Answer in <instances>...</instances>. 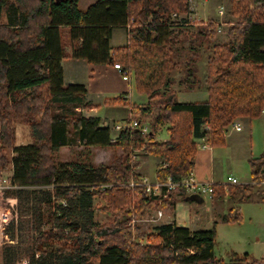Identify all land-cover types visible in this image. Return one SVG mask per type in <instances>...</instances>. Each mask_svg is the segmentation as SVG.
I'll use <instances>...</instances> for the list:
<instances>
[{
    "label": "trees",
    "instance_id": "trees-1",
    "mask_svg": "<svg viewBox=\"0 0 264 264\" xmlns=\"http://www.w3.org/2000/svg\"><path fill=\"white\" fill-rule=\"evenodd\" d=\"M228 1L230 16L237 21L227 23L228 41L213 46L203 81L198 54L177 48L183 41L178 30L184 29L179 27L187 21L181 26L171 18L173 13L187 14L189 0H95L85 8L81 0H0V171L12 165L19 189L7 195L18 199L22 219L4 228L11 243L2 247V264H225L215 256L217 222L197 231L171 222L149 234L140 222H132L174 206L177 193L187 194L174 192L162 203L149 196L139 186L143 176L136 153L161 160L156 180H180L192 172L202 139L223 147L235 120L253 121L264 114V0ZM195 25V42L217 39L215 20ZM117 28L127 31V41L113 48ZM66 59L121 64L148 103L121 96L103 105L129 108L127 121L158 109L147 140L138 131L114 135V128L103 126L100 118L86 116L85 110L101 106L87 101L84 85H65ZM178 71L183 74L179 86L191 91L205 85L207 101H178L173 76ZM56 104H74L77 110L56 112ZM19 121L30 126L29 145H14ZM165 124L169 139L157 142ZM73 146L81 148L77 160L53 159L62 148ZM96 148L112 150L107 164L90 160ZM4 149L12 151L11 160L2 154ZM250 163L252 182L226 187L215 183L212 199L222 200L228 193V199L241 204L257 197L264 203V156ZM96 200L112 215L109 222H96ZM220 221L240 222V206ZM23 229L32 234L28 245L19 239ZM233 258L236 264L251 259L248 254ZM252 260L264 264V259Z\"/></svg>",
    "mask_w": 264,
    "mask_h": 264
},
{
    "label": "rangeland",
    "instance_id": "rangeland-1",
    "mask_svg": "<svg viewBox=\"0 0 264 264\" xmlns=\"http://www.w3.org/2000/svg\"><path fill=\"white\" fill-rule=\"evenodd\" d=\"M94 0H81V7L85 8L88 5H90ZM199 2H203L204 5H199L200 10L198 9V6H196ZM230 4L228 0H189V10L187 14H180V13H173L178 14L180 19L182 18H188L190 15L196 17L197 19L203 20L204 22H207L208 20H215L218 25L221 24L220 28L218 27L217 30V39L213 42H195L196 33H197V26H189L184 25V30H178L182 32L181 41L179 44H177V48H184L186 51V54H190V56H193L194 53H197L196 55L197 59V67L199 68V76L204 81V77L206 75L207 71V61L209 56L212 54V48L215 44H223L228 41L227 39V23L232 22L235 23L237 21V17L230 16ZM222 11L223 15H219V12ZM203 13L205 15H203ZM173 14L171 16L173 20ZM179 19V20H180ZM197 21V23H199ZM196 23V24H197ZM220 29V32H219ZM185 32V33H184ZM202 43V44H201ZM119 41L114 42V45H118ZM191 48H194L195 52L191 50ZM173 76L177 80V84L174 86V89L177 93V99L179 102L183 103H193V102H202L206 101L208 99V93L207 89L203 87L196 88L195 90H183L179 84L178 81L182 78L183 74H181L179 71L173 73ZM130 94L129 98L131 99L132 103L135 104H147L148 103V96L145 94H141L137 92L135 89L133 81L131 82V88H130ZM113 97V96H110ZM118 97V96H116ZM114 98V97H113ZM93 102H99L98 100H94ZM65 108V109H63ZM116 109L117 115L115 114ZM128 109L124 106L117 107H109V106H101L100 109H98L95 113H91V110H85L84 114L86 116H96V117H102L103 122L105 125L110 126L114 128L116 124L125 125L127 124V118H128ZM54 110L56 112H64V113H72L77 110L76 105L74 104H65L63 107H60L59 105L54 106ZM121 113L125 119H123L121 116ZM114 115L115 119L113 117L110 118V116ZM159 115V110H155L154 114L148 115L143 117L142 119H139L143 121V123L149 124L150 128L154 124V121L156 117ZM105 116V117H104ZM123 119V120H122ZM131 119H135L132 118ZM135 119V120H137ZM240 119L235 120V122H240ZM241 123V122H240ZM169 127V124H167ZM243 125V124H242ZM16 146H26L33 142L31 138V131L30 126L26 125L22 121H19L16 125ZM165 126V125H164ZM231 127V126H230ZM229 127V128H230ZM167 128V127H166ZM166 128H163L161 130V135L163 136V139H169L168 133ZM233 130V129H232ZM251 130V150H253V153L256 157H261L264 154V117H260L257 120H254L249 128ZM245 129V132L249 131ZM233 133V132H232ZM118 133L114 130V135H117ZM239 137L237 136H231L226 140V146H228V150L221 156L218 157V160L216 162V175L217 180L220 181L223 179L222 184H227L228 177H234L236 178L240 183H248L251 179V163L248 159L249 157V151L247 154H243V148L242 145L238 142ZM157 142H161L156 139ZM1 146V145H0ZM216 150V149H215ZM81 148L79 146H73V147H66L62 148L56 154L53 156V159H55L57 162H67V161H75L79 158ZM123 150H118L117 153H122ZM2 154L6 156L9 160L13 157V153L9 149H4ZM112 156V150H105V149H93L92 150V156L90 160L96 164V165H103L107 164L109 162V159ZM136 160H139L141 162V166L139 168V172L143 173V175L148 177L149 179H155L156 178V171L158 170V166L161 165V160H158L157 158L153 156H147L145 154L136 153ZM10 174L13 173L12 165L8 164L3 170L0 171V174ZM210 181V180H209ZM213 183H216L212 180ZM205 205L203 206H197V208H201V214L203 216L204 220H207L205 222V225L200 227L201 229H210L214 225V221L212 218L213 215V209L211 208V202L210 197L205 196ZM236 204L238 206H241V221L236 223H223L219 222L216 225V247H215V256L218 260H222L225 264H236L235 258H233L234 255L238 256V259L243 258L244 255L248 254L251 259L248 261H245L244 263L240 264H252V259H264V203L260 201V199L257 197L254 202H247L246 204H239V202L236 200V202H233L229 204V206L221 205L219 210L221 212H227V209H231ZM95 220L96 222L100 224H104L109 222L110 219H112L111 214H106L101 207L104 205L102 202H99L96 200L95 202ZM4 205L0 201V208H3ZM228 207V208H227ZM18 213L19 207H18ZM153 216H157V211H154ZM156 214V215H155ZM150 216V215H149ZM148 216V217H149ZM147 217V218H148ZM146 218V219H147ZM144 219L143 221H136V223H139L142 226V229L144 232H147L148 234L151 233L152 229H154L156 226H159L160 224L163 225L162 221H159L158 223H152L147 222ZM18 221H22L19 214ZM23 221H25L23 219ZM31 235L27 229H23V231L19 232V239L22 242H25V245H28ZM9 243H11L8 240ZM6 241V243H8ZM13 243V242H12ZM17 244V242H14ZM2 247H0V264H2ZM18 264H28L26 260L18 263ZM239 264V263H237Z\"/></svg>",
    "mask_w": 264,
    "mask_h": 264
},
{
    "label": "crops",
    "instance_id": "crops-1",
    "mask_svg": "<svg viewBox=\"0 0 264 264\" xmlns=\"http://www.w3.org/2000/svg\"><path fill=\"white\" fill-rule=\"evenodd\" d=\"M196 4L199 10H200L199 5H202V4L204 5L203 2H199V4L198 3ZM220 12H219V15H221ZM203 15L205 14L203 13ZM117 41H119V44L114 45V42H117ZM126 41H127V31L124 28L114 29L113 34H112V39H111V46L113 48H120L126 45ZM67 51L71 53L70 46L67 47ZM62 67L64 71L65 85H74V84L84 85L88 91L87 96H86L87 101H89L90 103L94 105L105 106L103 104L106 99H115L121 96H125L129 98V94H130L129 92L131 91L130 90L131 82L128 83V82L123 81L122 75L117 70H115L112 65H93V64H88L87 62L81 61V60L66 59V60H63ZM202 87L205 89V85H203ZM110 96H113L114 98ZM95 99L98 100L99 102H93ZM202 102H205V101H202ZM100 108L101 107H98L96 109L91 110L90 112L95 113ZM117 111L118 109H116V112H115L116 115L118 114ZM89 117H96V116H89ZM111 117L115 119L114 115L110 116V118ZM121 117L125 119L123 115ZM261 117H264V114ZM98 118L102 120L103 126H107L104 124L102 117H98ZM239 121L241 122V125L243 124L242 130L236 131L230 127L226 131L225 138L227 140L230 137V135L239 137L238 142L242 145L243 154H247L248 153L247 148L248 149L250 148L248 159L257 160L260 157H256L253 153V150H251V138L252 137H251V130H249L254 120L251 121L249 119H240ZM166 127H168L167 124H165L163 128H166ZM245 129L249 131L245 132ZM161 133H162L161 131L157 133L156 139L161 142H167L168 139H163V136L161 135ZM168 136H169V133H168ZM227 147L228 146L226 145L223 147H212L209 144H207L205 148L203 147L198 148V144H197V154H196L192 174L200 181H205V180L212 181L213 180L216 183L222 182L223 179L220 181L217 180L216 162L218 160V157H221L228 150ZM262 156H264V154ZM251 171L253 172L252 169ZM141 174L143 177H146V175L144 176L143 173ZM151 180L155 181L156 178L151 179ZM252 180H253V174L251 173L250 181L245 184H249L250 182H252ZM192 196H195V195H191V194L184 195L183 193L182 194L177 193L176 195L177 201L175 205L162 209L161 210L162 217L159 221H162L163 224L175 222V224L178 227L188 228L192 231L200 230L201 229L200 227L204 226L207 220L203 219V216L201 214V208L200 207L197 208V206L205 205L206 203L204 199L206 197L196 195V200L190 201L189 198ZM224 196L225 197L222 200L218 199L216 196L213 199L212 197H210L211 199L210 206L213 209L212 218H213L214 223L217 222V224L221 222L220 217L227 214V212H221V210H219L220 206L221 205L229 206V204L236 202V200L228 199V193H226ZM238 202L239 204H241L240 201ZM242 204H246V203H242ZM237 206L238 204H236L234 207H237ZM240 208L242 207L240 206ZM227 211L229 210L227 209ZM4 244H6V238L4 236L3 230L0 229V247Z\"/></svg>",
    "mask_w": 264,
    "mask_h": 264
},
{
    "label": "built area",
    "instance_id": "built-area-1",
    "mask_svg": "<svg viewBox=\"0 0 264 264\" xmlns=\"http://www.w3.org/2000/svg\"><path fill=\"white\" fill-rule=\"evenodd\" d=\"M220 14L223 15V12L221 11ZM179 19L180 17L178 14H173V21L183 26L182 20H184V18L180 20ZM185 20L187 21L185 25H189V26H195L197 21H199V19H197L192 15H190L188 18H185ZM220 26L221 24L218 25L219 28ZM114 69L117 70L122 75L123 81L128 83L131 82V78L129 74L123 71V67L121 66V64H116L114 66ZM231 128H233L236 131H241L242 125L241 123L234 122L231 125ZM114 130L117 133L121 132L122 130L138 131L146 140L151 132V128L149 124L142 123L141 121L135 119H131L130 121H127V124L125 125H120V124L116 125L114 127ZM206 146L207 143L205 139H202L198 143V148L201 147L205 148ZM227 182L228 183L223 184V186L226 187L227 185L231 186V185L243 184L240 183L234 177H228ZM214 184L215 183L209 180H205V181L198 180L191 172L189 176L182 178L180 180H174V178L171 176H168L164 181H158V180L153 181L147 177H143L139 186L143 187L149 196L157 199L159 203H162L163 201L169 198L170 194L180 191H184L187 194H191L195 196L197 195V196L212 197L214 193V187H213ZM261 184L262 186H264V179L261 181ZM131 185L134 186L133 183ZM18 189L19 187L13 182V173L0 174V201L4 205L3 208H0V229L3 230V233H4V228H6L12 222H16L19 218L18 199L7 195L9 191H16ZM225 190L227 189L225 188ZM161 217H162V211L159 210L157 211V216L154 217L153 214H151L145 221L156 223L161 219ZM135 223L136 221L134 220L132 224ZM6 241L8 242L7 238Z\"/></svg>",
    "mask_w": 264,
    "mask_h": 264
},
{
    "label": "water",
    "instance_id": "water-1",
    "mask_svg": "<svg viewBox=\"0 0 264 264\" xmlns=\"http://www.w3.org/2000/svg\"><path fill=\"white\" fill-rule=\"evenodd\" d=\"M190 201H195L196 200V196H192L189 198Z\"/></svg>",
    "mask_w": 264,
    "mask_h": 264
}]
</instances>
